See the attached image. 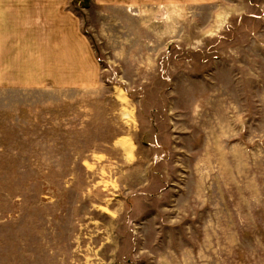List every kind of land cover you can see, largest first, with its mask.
I'll list each match as a JSON object with an SVG mask.
<instances>
[{"label": "rangeland", "instance_id": "rangeland-1", "mask_svg": "<svg viewBox=\"0 0 264 264\" xmlns=\"http://www.w3.org/2000/svg\"><path fill=\"white\" fill-rule=\"evenodd\" d=\"M81 12V86L0 84V264H264V0L180 2L132 59Z\"/></svg>", "mask_w": 264, "mask_h": 264}, {"label": "crops", "instance_id": "crops-1", "mask_svg": "<svg viewBox=\"0 0 264 264\" xmlns=\"http://www.w3.org/2000/svg\"><path fill=\"white\" fill-rule=\"evenodd\" d=\"M96 1L125 11L124 26L130 34L125 52L132 59L134 50L148 48L147 30L154 34L155 43L176 33L180 2L207 7L230 0ZM82 4L83 0H0V84L32 89L46 87L48 82L59 87L81 86L84 56L91 58L84 39ZM164 15L170 22L160 23ZM233 77L242 82L239 75ZM255 82L259 83L258 76Z\"/></svg>", "mask_w": 264, "mask_h": 264}, {"label": "bare ground", "instance_id": "bare-ground-1", "mask_svg": "<svg viewBox=\"0 0 264 264\" xmlns=\"http://www.w3.org/2000/svg\"><path fill=\"white\" fill-rule=\"evenodd\" d=\"M122 142H123V143H122V144H123V146H124V147H126V146H127V143H126V142H124V141H122Z\"/></svg>", "mask_w": 264, "mask_h": 264}]
</instances>
